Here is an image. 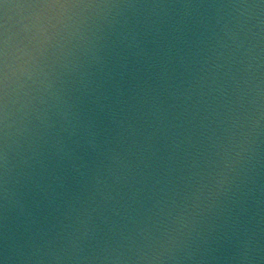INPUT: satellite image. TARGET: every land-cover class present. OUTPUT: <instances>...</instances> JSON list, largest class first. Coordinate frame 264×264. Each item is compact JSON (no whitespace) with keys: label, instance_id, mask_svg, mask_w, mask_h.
Instances as JSON below:
<instances>
[{"label":"water","instance_id":"water-1","mask_svg":"<svg viewBox=\"0 0 264 264\" xmlns=\"http://www.w3.org/2000/svg\"><path fill=\"white\" fill-rule=\"evenodd\" d=\"M0 264H264V0H0Z\"/></svg>","mask_w":264,"mask_h":264}]
</instances>
